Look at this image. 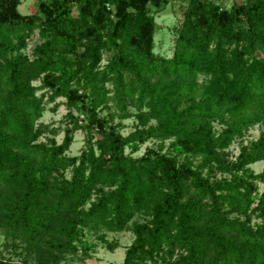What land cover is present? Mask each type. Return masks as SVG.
Returning a JSON list of instances; mask_svg holds the SVG:
<instances>
[{"label":"trees","instance_id":"16d2710c","mask_svg":"<svg viewBox=\"0 0 264 264\" xmlns=\"http://www.w3.org/2000/svg\"><path fill=\"white\" fill-rule=\"evenodd\" d=\"M20 1L0 0V227L82 256L84 229H130L120 264H264V173L247 166L264 132L221 152L264 122V0H179L169 56L153 51L151 12L171 0ZM55 98L62 139L39 140L59 129L37 122ZM114 115L136 124L122 134Z\"/></svg>","mask_w":264,"mask_h":264},{"label":"rangeland","instance_id":"374dc122","mask_svg":"<svg viewBox=\"0 0 264 264\" xmlns=\"http://www.w3.org/2000/svg\"><path fill=\"white\" fill-rule=\"evenodd\" d=\"M226 2H230V0H226ZM33 3L34 0H21L18 9L21 13H28L32 11ZM185 8L186 4L184 2L171 0L165 7L151 12L157 25V29L153 35L154 53L165 56L171 54L173 39ZM39 41L40 39L35 32L27 41L22 52L30 55L32 47ZM54 103H58V105L52 108ZM65 112L66 106L62 98H55L54 101L45 102V109L37 122L48 123L50 126L59 129L54 135H50L49 133L42 134L39 140H44V136L47 135L53 136L57 142H60L63 135L62 128L67 125L63 118ZM107 112H110V110L104 108L102 111V113ZM78 118L82 120L81 115H78ZM136 120L137 118L134 115L125 118L114 115L112 122L118 123L119 131L122 134H126L134 127ZM261 132H264V122L255 123L241 130V134L235 136L229 145L221 151L222 154L227 159H232L238 152L240 145H244L250 140L255 139ZM85 136L83 129L78 128L73 131L72 141L66 154H77L84 145ZM167 142L168 139L163 140V150L166 149ZM158 143L159 140L157 139H147L139 144L138 150L132 153V155L138 156L148 147H155ZM125 151H128L127 147ZM247 166L255 173H264V159L249 163ZM203 172H206V168ZM64 175L68 177L69 172L65 171ZM221 176H225V173H220L217 169L212 170L211 177L218 178ZM258 186L260 190L264 187V184L259 182ZM142 218L143 215H135L133 219L140 221ZM83 237L86 238L90 245L86 256H82L83 252H80L79 249L74 254L68 251L58 252L56 249L49 248L40 243L27 242L12 233H7L0 227V258L17 262L18 264H120L124 255V247L132 241L133 234L130 229L111 231L99 227L84 229Z\"/></svg>","mask_w":264,"mask_h":264}]
</instances>
